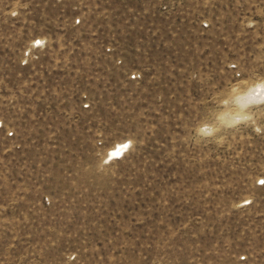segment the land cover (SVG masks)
I'll return each instance as SVG.
<instances>
[{"label": "rangeland", "instance_id": "1", "mask_svg": "<svg viewBox=\"0 0 264 264\" xmlns=\"http://www.w3.org/2000/svg\"><path fill=\"white\" fill-rule=\"evenodd\" d=\"M259 84L264 0H0V264H264Z\"/></svg>", "mask_w": 264, "mask_h": 264}, {"label": "bare ground", "instance_id": "2", "mask_svg": "<svg viewBox=\"0 0 264 264\" xmlns=\"http://www.w3.org/2000/svg\"><path fill=\"white\" fill-rule=\"evenodd\" d=\"M257 87L255 88H251L249 91H248V96L247 97H251L253 96L254 98H257V96L259 95V97H263L264 96V85L263 84H259V85H256ZM243 97H246L243 96ZM242 97V98H243ZM246 97V98H247ZM264 98V97H263ZM245 99V98H244ZM251 99V98H250ZM248 100V99H247ZM261 100V98L259 99ZM241 101V99H240ZM242 102V101H241ZM240 102V104H242L243 102L245 103V101H243L242 103ZM250 103V101H248ZM243 103V105H244ZM248 104V103H247ZM125 144L126 143H123V144H118L117 146H115L113 148V150H111V152L109 153L108 157L109 158H112L115 157V158H119L118 156L122 155V153L125 151L126 147H125ZM121 158V157H120Z\"/></svg>", "mask_w": 264, "mask_h": 264}, {"label": "built area", "instance_id": "3", "mask_svg": "<svg viewBox=\"0 0 264 264\" xmlns=\"http://www.w3.org/2000/svg\"><path fill=\"white\" fill-rule=\"evenodd\" d=\"M12 134H13V133H12ZM12 134H11V135H12ZM125 147H126V144H125Z\"/></svg>", "mask_w": 264, "mask_h": 264}]
</instances>
